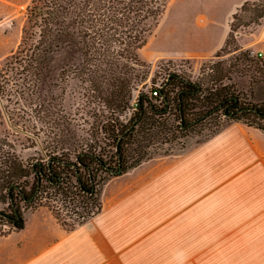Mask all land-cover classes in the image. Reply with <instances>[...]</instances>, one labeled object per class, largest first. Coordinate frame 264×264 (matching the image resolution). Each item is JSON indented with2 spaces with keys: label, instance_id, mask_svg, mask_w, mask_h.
<instances>
[{
  "label": "trees",
  "instance_id": "1",
  "mask_svg": "<svg viewBox=\"0 0 264 264\" xmlns=\"http://www.w3.org/2000/svg\"><path fill=\"white\" fill-rule=\"evenodd\" d=\"M168 2L30 0L20 41L0 60V223L21 230L24 211L44 207L64 229H74L101 210L103 183L148 159L146 141L182 136L212 114L264 132V105L243 106L225 85L203 89L169 74L148 92L138 90L148 75L139 52ZM61 52L72 62L58 67ZM60 69L77 79L83 98L105 105L84 134L68 129L56 92ZM19 136L21 151L41 145L36 157L21 156Z\"/></svg>",
  "mask_w": 264,
  "mask_h": 264
},
{
  "label": "crops",
  "instance_id": "2",
  "mask_svg": "<svg viewBox=\"0 0 264 264\" xmlns=\"http://www.w3.org/2000/svg\"><path fill=\"white\" fill-rule=\"evenodd\" d=\"M229 23L202 57L225 45ZM245 45L264 63V26ZM99 199L70 231L46 208L26 214L21 230L0 235V264H264V132L226 121L111 177Z\"/></svg>",
  "mask_w": 264,
  "mask_h": 264
},
{
  "label": "rangeland",
  "instance_id": "3",
  "mask_svg": "<svg viewBox=\"0 0 264 264\" xmlns=\"http://www.w3.org/2000/svg\"><path fill=\"white\" fill-rule=\"evenodd\" d=\"M240 1L169 0L157 27L139 52L141 60L148 66V75L145 86H140L138 90L148 92L163 84L169 74H176L200 83L203 89L225 85L227 92L238 96L243 106L264 105V63L259 57L250 55L251 50L245 45L249 33L258 26H264V17H255L256 14L264 13V0H245L248 1L245 10H237L233 19L234 8ZM29 2L30 0H0V60L16 49L25 20V8ZM228 23L231 31L229 30L226 38L227 44L215 54L202 57L223 40ZM71 57L74 61L78 59L75 55ZM70 61L72 62L70 55L65 52L55 57L58 67H63ZM60 70L54 74L60 79L56 92L61 97L63 114L70 117L68 129L79 135L84 134L96 124L100 114L104 113L105 105L83 98V89L77 79L62 71L63 69ZM134 94L136 97L138 91ZM193 103L197 104L196 101ZM193 111H198V108ZM244 120L249 121L246 118ZM226 121L221 113H215L194 123L182 136L178 133L175 136H156L152 142H145L144 158L178 153L187 144L211 135ZM19 137L18 150L24 138ZM40 148L39 144L31 149L20 150L21 156L36 157ZM2 207L0 205V209ZM37 209L46 210L44 207L27 209L24 216ZM11 230L13 228L9 224L0 223V235Z\"/></svg>",
  "mask_w": 264,
  "mask_h": 264
},
{
  "label": "built area",
  "instance_id": "4",
  "mask_svg": "<svg viewBox=\"0 0 264 264\" xmlns=\"http://www.w3.org/2000/svg\"><path fill=\"white\" fill-rule=\"evenodd\" d=\"M249 54H250V55H255V56H257V57H260V56H261V53H254L253 51H249ZM152 94H153L154 96H157V95H158V91H157V90H153V91H152Z\"/></svg>",
  "mask_w": 264,
  "mask_h": 264
}]
</instances>
